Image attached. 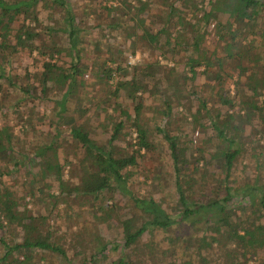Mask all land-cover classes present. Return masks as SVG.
I'll list each match as a JSON object with an SVG mask.
<instances>
[{
  "label": "trees",
  "instance_id": "1",
  "mask_svg": "<svg viewBox=\"0 0 264 264\" xmlns=\"http://www.w3.org/2000/svg\"><path fill=\"white\" fill-rule=\"evenodd\" d=\"M179 1L192 11L169 3L152 31L148 25L155 19L144 11L149 0H124L119 6L101 0L83 5L76 0H0V95L6 99L8 92L20 93L4 107L16 123L0 129V160L4 166L12 162V169L0 170V264H34L39 250L60 254L64 264H96L110 248L118 253L108 264H243L248 248L264 247V145L252 153L253 173L242 184L232 176L246 152L245 136L238 133L245 125L264 126V49L254 34L264 0H228V6L227 0H213L208 10L196 0ZM101 8L103 18L97 15ZM219 12L231 18L222 20ZM211 21L216 38L205 49L201 40ZM139 43L147 51L144 59L138 57ZM187 50L191 56L184 55ZM197 52L202 56L196 57ZM21 53L32 57V70L13 72L12 59ZM129 55L134 62L127 61ZM234 75L230 94L226 83ZM54 89L59 96L47 98ZM80 92L88 106L72 101L82 98ZM26 100L30 105L21 110ZM35 100L49 103V111L39 115ZM179 105L191 115L188 120L180 113L185 122L201 134L211 130L213 138L181 143L170 129L173 108ZM91 108L100 110L103 116L97 118L108 126L104 140L90 131L93 125L85 117ZM38 132L47 139L35 141ZM157 136L169 150L176 212L162 206L159 189L145 190L148 178L154 184L159 179L156 167L147 169L143 192L140 185L129 189L138 164L156 148ZM63 141L71 143V158L60 153ZM26 161L40 177L51 172L58 182L46 194L49 212H56L59 203L72 209L76 200H89L100 209L95 219L116 222L118 238L86 254L79 232L72 238L77 251L67 256L54 241L53 228L46 226V215L21 211L26 201L4 178ZM103 197L112 198L104 209ZM121 198L139 213L117 214V221ZM156 231L163 235L155 238Z\"/></svg>",
  "mask_w": 264,
  "mask_h": 264
},
{
  "label": "rangeland",
  "instance_id": "2",
  "mask_svg": "<svg viewBox=\"0 0 264 264\" xmlns=\"http://www.w3.org/2000/svg\"><path fill=\"white\" fill-rule=\"evenodd\" d=\"M81 5L86 4L87 0H76ZM124 0H101L102 5H121ZM133 1V0H131ZM198 7L200 5V9L208 10L212 6L213 0H196ZM173 4V6L181 7V9H185L190 13L191 6L188 7L186 5H182V3L179 0H149V3L147 6H145V12L149 13L150 16H152V24H149L150 30H154V26H159V21L157 22V18L163 17V15L167 12V6L170 4ZM229 1L227 0V6ZM106 10L100 9L97 11V15L100 18H103L106 16ZM192 11V9H191ZM198 12V11H196ZM42 13H44L42 11ZM196 15H200L197 13ZM217 16L224 20L227 17H230L229 14L227 15L226 12H219L217 13ZM91 18V17H90ZM231 18V17H230ZM175 19V16H174ZM88 19H86V22ZM154 21L156 22V25H154ZM194 22V19L191 21ZM195 24V22H194ZM214 21H211L210 24L207 26V31L201 40V44L203 48L211 49L214 45L213 39L216 37L214 36L213 32V25ZM37 27V26H36ZM168 34V33H167ZM254 34L255 36L260 40L261 44H258L259 47H263L264 49V11L261 12L260 16L254 21ZM120 39L123 41L124 38L120 36ZM138 50H140L141 55L138 56L139 59H144V57L147 55V51L144 49V46L140 43L137 45ZM186 56H191L189 50L183 52ZM190 53V54H189ZM203 54V53H202ZM201 53L197 52L196 57L202 56ZM195 55V54H194ZM32 57L21 53L15 55V57L12 59L10 69L13 72H19L20 70H32L31 62L33 61L31 59ZM127 61L132 63L135 61V58L132 56L127 57ZM172 63V62H171ZM85 79L89 80V75H84ZM237 78L236 75H234V78H231V80H227L226 85H229L230 94H233V80ZM7 90L9 88L5 87ZM208 89L206 90V92ZM9 94V95H8ZM6 99H3L0 95V129L7 123L13 125L16 122V117H14V114L11 110H7L6 106H9L15 98H18L20 96V93L18 91L8 92ZM82 95L80 100L73 99L74 103L79 106L81 103L82 105L88 106L89 103L86 104L87 99L86 95L83 94V92H80ZM225 95V94H224ZM59 94L57 90H49L47 93V98H56ZM254 99H257V96L254 97ZM48 100V99H47ZM27 101V102H26ZM22 101L20 103V108L23 110L27 106L30 105V100ZM36 108L39 110V115L43 112H48L49 107L46 102H43V100H35ZM71 102L68 104L70 105ZM72 107V105H71ZM35 109V106L33 107ZM184 108L179 106H174L173 108V117L170 124V129L179 136L181 143H186L188 139H192L194 144L199 142V139L206 138V136L212 137V131L208 130L206 134H201L199 132V127H191L190 124L184 121L182 119V113L185 114V116L188 117V120L191 119V115L189 112L184 111ZM225 110V106L222 107V111ZM150 113V112H148ZM181 113V114H180ZM99 114L100 118H102L100 110H95L93 108L90 109V111L86 115V121L88 122L89 126L93 125L91 130L92 135L96 139H106V128L108 127L105 125V123H102V120H99ZM98 117V118H97ZM45 120V119H44ZM158 123V118L156 119ZM13 122V123H12ZM202 122H205L204 120ZM98 123H100V126H98ZM160 123V122H159ZM207 123V121L205 122ZM21 124L15 125L14 129L16 134L18 133V129ZM161 125V124H160ZM98 126V127H97ZM151 125L150 127H152ZM48 127V126H47ZM96 127V128H95ZM263 127V129H261ZM45 129L46 126L39 125L38 129ZM257 129V130H254ZM41 131V130H38ZM239 135L245 136V145L244 148L246 152L242 154V157H239L236 161L235 167L232 171V176H234V183L235 184H242L243 181L253 173L252 166L255 162L254 157H252V153H256L260 149L259 145H264V126H261L260 124L256 125L255 128H251L250 125L244 126V131L239 132ZM36 139L35 141L40 140H46V135H42L38 132L35 134ZM157 142H156V148L154 151L150 152L149 156H147L141 163L138 164L137 170L135 171V176L132 177L131 183L129 184V189L139 187L140 185V192H143V188H145V185L143 187L142 183L145 181V176L150 175V172L147 171L149 168L151 170L152 168L156 167L157 170V178L158 181L154 184V178H148L147 180V190L148 192L155 189H159L160 193L159 195L164 200L162 203V206L166 208L168 212H176L179 209V205L176 200L175 195V189L173 187V181L174 176L173 172L171 170V162H170V156H169V150L167 148L166 142L164 139H162L160 136H157ZM207 139V138H206ZM34 141V140H33ZM64 142L63 146V152L60 149V153L62 156L71 158L72 156V146L71 143ZM23 146V145H21ZM247 147V149H246ZM209 149H215L216 147L208 146ZM193 151V148H191V145H188L187 152L190 155ZM30 152V149H29ZM143 152V150H142ZM257 154V153H256ZM190 161H193V158L190 159ZM5 162L3 160H0V170H10L12 169V162L9 160L7 162V165L9 168H7V165H5ZM25 166H16L14 168V173L9 175H6L4 178L7 182V184L13 186L11 189L14 191L18 196L21 197V199H24L26 201V205H21L19 209L21 211H25L27 215L29 216H37V215H46V226H49V228H53L54 231V241L56 244L61 245L63 248L66 249L67 256H72L74 251H77V248L73 246V237H76L77 234H79V238L81 237L82 245H85V253L89 254L90 252H95V249H100V244L107 241H112L115 238H118V226L116 225V222L114 221H106L104 222L101 219H95L94 214L98 215L100 213V209H97L91 207L90 201L86 199H78L76 200V203L72 205V209L64 208L65 204L59 203L58 209L56 212L51 213L49 212V208L51 206L50 198L46 195L49 191H52L57 188L58 182L55 179L54 175L51 172H47L46 175L43 177H40L37 173V167H32L30 165L29 161L24 162ZM140 169V170H139ZM67 170V169H66ZM51 173V174H50ZM138 174V175H137ZM64 178L67 177L66 172L63 175ZM141 184H140V183ZM154 186V187H153ZM40 190L44 193V196H40ZM208 190H206L207 192ZM111 196V193L108 194V196ZM158 194H155L157 196ZM162 201V200H160ZM97 206L100 205V202H97ZM103 209L106 205H110L112 203V198L104 199L103 197ZM240 203L238 202L239 205ZM102 205V203H101ZM235 205V204H234ZM93 209V210H92ZM95 209V210H94ZM93 212V213H92ZM24 213V212H22ZM139 211L136 210L134 207H131V204H129V201L125 199H120L117 202L116 205V215L127 217L130 215L138 214ZM248 212H244V214H247ZM49 214V215H48ZM118 221V219L116 218ZM187 227V223L184 224L183 227ZM186 231H189L188 228H185ZM155 238H160L163 233L162 231H156L154 232ZM190 234V233H188ZM96 237L99 238V240H96ZM145 239H142L144 241ZM70 245V248H69ZM118 253V251H115L113 249H106L103 251L102 255L95 258L96 264H108ZM36 257H34V264H64L62 257L58 253H52L48 251L39 250L37 251ZM41 256H44V259H40ZM171 256L174 257L175 255L171 253ZM180 259L185 258L178 255ZM77 261V258L75 259ZM78 262V264H80ZM241 263L243 264H264V247L257 248L256 246L250 247L247 249L246 254L242 255L241 257Z\"/></svg>",
  "mask_w": 264,
  "mask_h": 264
}]
</instances>
